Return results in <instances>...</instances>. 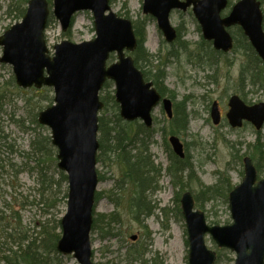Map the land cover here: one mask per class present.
<instances>
[{
  "label": "water",
  "instance_id": "95a60500",
  "mask_svg": "<svg viewBox=\"0 0 264 264\" xmlns=\"http://www.w3.org/2000/svg\"><path fill=\"white\" fill-rule=\"evenodd\" d=\"M110 0H54V16L62 30L70 27L72 17L79 11H91L95 17L96 39L75 44L63 41L49 55L45 30L50 16L47 0H30L22 21L0 37L3 56L0 63L13 67L16 84L23 89L54 90L55 104L40 112L39 124L49 128L53 146L57 149L58 168L67 175V211L61 220L62 236L57 251L73 255L79 264H94L91 232L96 192L99 186L97 154L99 113L104 104L100 92L107 80L113 81L115 99L121 118L127 122L141 120L152 128V112L161 95L152 82H146L127 52H133L138 42L133 24L112 12ZM228 0H144V14L157 19L166 41L177 38L170 24L172 11L193 13L207 41L217 51L233 49V38L227 31L240 26L262 61H264V29L261 4L257 0H240L229 16L222 18ZM110 12L107 15V12ZM118 60L108 66L110 55ZM226 117L234 129L250 123L259 131L264 127V103L247 105L239 96L229 99ZM164 110L173 117L172 101L164 99ZM214 125L221 123L218 103L211 110ZM174 153L185 158L184 145L171 137ZM244 178L229 194L228 203L233 223L210 226L204 212L197 210L190 192L181 198L189 242V264H216L218 255L206 244L210 236L218 248L236 255L235 264H264V178L250 157H245ZM136 236L132 237L135 241Z\"/></svg>",
  "mask_w": 264,
  "mask_h": 264
},
{
  "label": "rangeland",
  "instance_id": "374dc122",
  "mask_svg": "<svg viewBox=\"0 0 264 264\" xmlns=\"http://www.w3.org/2000/svg\"><path fill=\"white\" fill-rule=\"evenodd\" d=\"M237 1L229 0L228 11ZM28 2L0 0V37L12 26L21 22L23 16L18 17V10L23 8L27 10ZM143 3V0H114L112 10L121 17H128L132 22L142 21L145 17ZM49 5L52 9V3ZM262 10L264 13V5ZM170 21L176 29L183 26L182 41L189 43L188 53L185 54L184 51H181L178 45L174 47L167 44L155 20L150 21L145 30V49L155 56L161 50L162 55L167 49L173 48L180 51L179 60L166 70L167 76L164 84L168 90L176 93L177 102L185 96L191 98L188 105L191 115L189 131L186 136L181 137L182 142L186 145L197 140L200 144V147L191 146L190 155L198 178L204 185H216L219 178L218 173L226 172L231 188L234 189L241 184L244 178V166L233 161L232 151L227 142L243 143V146L240 147L243 155L247 153V145L256 142L257 136L251 125L238 130H233L226 126L227 124L214 126L210 117V109L212 104L217 102L223 118H225L228 112V100L231 96L238 95L249 104L264 103V90L252 89L248 86L244 95L242 94L238 79L241 70L249 68L250 60L241 49L232 50L224 57H220L218 66H203L198 62L197 59L200 57L193 55L198 52L196 49L203 50L202 45H198L202 39V32L198 29L199 24L191 11L187 13L173 12ZM230 32L234 38L239 37L238 30L233 29ZM95 37L93 15L88 11L80 12L75 16L74 25L67 33L62 32L58 20L50 19L45 35L50 54L54 52V45L60 44L64 40L78 44L91 41ZM2 51L3 49L0 47V58ZM253 51L257 56L254 49ZM203 52L200 53L201 57L204 56ZM114 58L116 59V55ZM158 62L155 61L154 64H158ZM42 91L44 92L45 89L24 90L18 87L15 83L12 66L0 63V94L3 96L0 100L2 137L0 145H4L0 148L2 151L0 154V216L2 215L5 219V222L0 223V244L5 242L4 237L12 234L13 231L10 228L16 224H20L21 229L31 238L40 231V224L49 221L50 226L55 228L57 221L62 220L66 214L67 200L63 201V195L60 193L58 203L52 207L47 202L50 193L39 189L38 172L30 170L31 167H36L35 163L28 162L24 157L34 136L33 129L41 132L37 126L31 124L33 114H39L54 103L53 91L44 92V95L40 96L39 92ZM105 94L101 92L100 95L102 97ZM45 97L51 98L52 103ZM113 112L115 110L110 108V113ZM153 116L156 121L155 128L166 127L168 130V118L161 108H157ZM43 134L51 135L50 131L43 132ZM261 137L264 144V128L261 131ZM154 139L157 143L151 147L153 160L155 164L166 169L169 160L164 147L163 134L157 133ZM229 164L230 167H228ZM262 164L264 165V162ZM97 169L105 179L98 187L97 193H102V196L96 204V214L110 215L117 208L105 193L114 188L116 174L103 163H99ZM262 177L264 176L262 175ZM57 179L58 177L55 176V180ZM158 185L160 188L154 194H148L152 206L157 207L153 216L140 223L133 221L125 211L127 209L124 201L119 209L121 223L115 226V229L120 231L116 232L119 234L117 237L101 239L98 233L92 232L95 264H189L186 224L182 212L179 213L181 205L176 202V194L180 189H175L172 186L171 179L166 173H162ZM191 186L195 192L199 189L197 183H192ZM65 189L68 190V186L64 185L62 190ZM186 191L189 190L184 192ZM184 192L180 193V199ZM121 195L119 194V196ZM161 209H166L167 214L162 213ZM202 211L209 224L216 223L218 226L232 224L228 201L226 202L224 199L207 203ZM7 222H10L9 229L6 228ZM59 232L61 231L58 230L57 233ZM134 235L138 236L136 242L131 240ZM133 244H138L140 250L148 246V252L142 260L127 259V251ZM206 244L211 251L220 254L221 259L218 264H235V254L229 250L219 249L210 236L206 237ZM11 247L16 250L12 244L4 245L5 250ZM10 253L0 251V264H7L2 259L3 256ZM59 256L60 264H79L72 255L64 256L59 253Z\"/></svg>",
  "mask_w": 264,
  "mask_h": 264
},
{
  "label": "trees",
  "instance_id": "16d2710c",
  "mask_svg": "<svg viewBox=\"0 0 264 264\" xmlns=\"http://www.w3.org/2000/svg\"><path fill=\"white\" fill-rule=\"evenodd\" d=\"M29 0H24L28 2ZM51 2V0H49ZM264 4V0H260ZM114 0H112V3ZM11 8V7H10ZM19 11V16H24L26 10L23 8ZM152 18L145 17L142 21H137L134 24L136 36L138 38V48L133 54L136 66L143 70L144 76L147 81H152L155 88L160 92L162 97H168L172 99L173 106V118L168 120L167 128H153L147 129L140 121L126 122L119 114V106L115 102L114 97V85L112 82H106L102 92L106 93L101 97L104 102V109L102 110V116L99 118V143L100 149L98 154V163H103L104 166H108L116 174L114 188L106 192L107 198L116 206L117 210L110 215H97L94 211V224L93 232L98 233L101 239L117 237L115 229L116 225L121 223V214L119 212L123 202L126 203L125 211L128 212L129 218L137 223L142 222L144 219L154 215L156 206H152L151 201L148 199V194H154L160 187L158 185L162 173H166L172 182L175 189H180L176 194V202L180 203V193L185 190L192 192L196 207L204 210L207 203L217 201L218 199H224L228 201L231 188L229 179L226 177L227 173H218V182L213 186L204 185L198 178L197 171L192 163V157L190 155V148L200 147L197 140H193L192 143L185 145L186 156L184 159L177 157L167 141L168 136L183 137L186 136L189 131L190 112L188 111V105L191 101L190 97H184L181 101L177 102V95L175 92L168 90L165 87L166 70L174 65L175 61L179 60V50L167 49L163 55L162 50L158 55H153L145 49V30ZM238 30L239 37H235L234 50L241 49L244 51L248 59L250 60L249 68H243L240 72L238 85L241 92L244 95L245 89L249 86L252 89L264 90V63L254 54L253 48L243 35L240 28ZM182 28L178 29L177 45H180L181 51L188 53L189 43L182 41ZM175 44V45H176ZM202 45L203 50H198L193 56L203 66L214 67L218 66L219 58L224 57V54L215 52L211 48V44L203 40L199 42ZM175 45H173L175 47ZM206 46V47H203ZM201 51L203 55L201 57ZM208 60H206L207 58ZM195 59V58H194ZM155 61H159L158 64H154ZM207 61H210L209 63ZM214 61V62H212ZM105 90V91H104ZM111 90V91H109ZM44 92H52L50 89H45ZM44 92H39L40 96L44 95ZM3 96L0 94V100ZM46 100L52 103V99L45 97ZM28 102V101H27ZM110 108H113L115 112L110 113ZM38 114H33L31 124L37 126L41 131L38 132L33 129L34 136L31 139L29 150L24 153L25 159L28 162H34L36 167H31V171H37L39 174L38 181L42 191L50 193V197L47 202L53 207L58 203L59 194L63 195V201L67 200V190H62L63 186H67V176L58 170L57 167V150L52 145L50 135H45L43 132L48 131L47 128L41 126L37 120ZM156 123V121H155ZM162 133L164 138V147L167 152L169 164L166 169L162 166L155 164L153 155L151 153V147L157 142L154 139L157 133ZM257 140L254 144L247 145V153L241 154L240 147L243 146L241 142H227L231 149V155L233 161L241 163L243 165V158L250 156L253 160L259 176H264V144L262 143L261 132L254 131ZM4 139V138H3ZM2 143L1 130H0V144ZM4 145H0V148ZM0 150V154H1ZM27 165V164H26ZM231 165L229 164L228 167ZM26 167V166H25ZM229 170V168H227ZM114 174V175H115ZM55 176L58 177L55 180ZM104 176L99 174L100 182L104 181ZM192 183H197L199 189L195 192L192 189ZM126 193V195H124ZM119 194H122L119 196ZM126 197H124V196ZM102 193H97L96 198H99ZM162 213L167 214L166 209H161ZM181 214V211L179 212ZM16 216V213L14 214ZM5 222L4 217L0 216V223ZM6 228L9 229L10 222H7ZM49 221L40 224V231L35 237L29 238L25 231L21 229L20 224H16L13 228H10L12 234L4 237L5 242L0 244V251L3 253L11 252L8 255L3 256V259L7 264H60V256L57 251V243L61 237V220L57 221L55 228H52ZM216 225V223H212ZM12 227V225H11ZM120 232V231H118ZM12 244L13 248H7L5 250L4 245ZM148 244V243H147ZM188 246V241H187ZM148 252V246L143 247L140 250L138 244H133L131 249L127 251V259L132 261L142 260ZM221 256L219 254L218 262Z\"/></svg>",
  "mask_w": 264,
  "mask_h": 264
},
{
  "label": "flooded vegetation",
  "instance_id": "af4514ba",
  "mask_svg": "<svg viewBox=\"0 0 264 264\" xmlns=\"http://www.w3.org/2000/svg\"><path fill=\"white\" fill-rule=\"evenodd\" d=\"M229 7V6H228ZM231 9V8H230ZM227 13L229 14L230 12L228 11V8L226 9V11L222 12L221 15L223 18L226 17ZM242 30V29H241ZM222 113V112H221Z\"/></svg>",
  "mask_w": 264,
  "mask_h": 264
}]
</instances>
